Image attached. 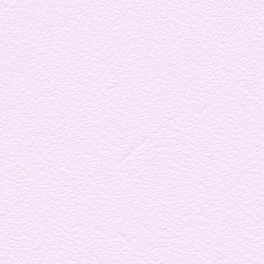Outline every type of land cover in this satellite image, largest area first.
I'll return each mask as SVG.
<instances>
[{
	"label": "snow or ice",
	"instance_id": "obj_1",
	"mask_svg": "<svg viewBox=\"0 0 264 264\" xmlns=\"http://www.w3.org/2000/svg\"><path fill=\"white\" fill-rule=\"evenodd\" d=\"M0 264H264V0H0Z\"/></svg>",
	"mask_w": 264,
	"mask_h": 264
}]
</instances>
